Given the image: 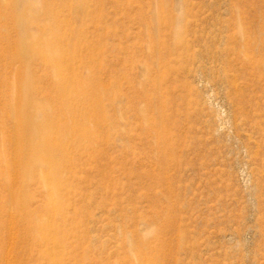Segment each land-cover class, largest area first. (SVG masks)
Segmentation results:
<instances>
[{
	"label": "rangeland",
	"instance_id": "374dc122",
	"mask_svg": "<svg viewBox=\"0 0 264 264\" xmlns=\"http://www.w3.org/2000/svg\"><path fill=\"white\" fill-rule=\"evenodd\" d=\"M0 264H264V0H0Z\"/></svg>",
	"mask_w": 264,
	"mask_h": 264
},
{
	"label": "bare ground",
	"instance_id": "6f19581e",
	"mask_svg": "<svg viewBox=\"0 0 264 264\" xmlns=\"http://www.w3.org/2000/svg\"><path fill=\"white\" fill-rule=\"evenodd\" d=\"M56 24H57V23H55V25H56ZM50 44L52 45V47L55 46V45H54L55 43H50ZM56 45H57V43H56ZM55 61H57V60L55 59ZM79 88H80V89L78 90V93H79L80 96H83V95L86 93V88H84L83 86H80ZM87 88H88V87H87ZM89 88H90V87H89ZM92 90H93V89H92ZM88 91H89V90H88ZM90 92H92V91H90ZM90 92H89V93H90ZM89 93H87V94H89ZM84 96H85V95H84ZM48 120H50V118H48ZM46 146H48L47 143H46Z\"/></svg>",
	"mask_w": 264,
	"mask_h": 264
}]
</instances>
